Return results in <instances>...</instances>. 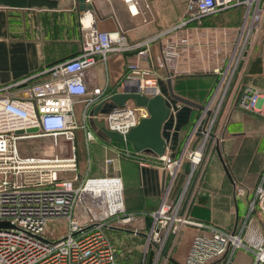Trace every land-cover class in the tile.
Returning <instances> with one entry per match:
<instances>
[{
	"label": "built area",
	"instance_id": "2783aa9c",
	"mask_svg": "<svg viewBox=\"0 0 264 264\" xmlns=\"http://www.w3.org/2000/svg\"><path fill=\"white\" fill-rule=\"evenodd\" d=\"M263 1L186 0L183 14L174 25L133 43L127 42L119 29L96 31L93 26L86 27L76 55L38 73L0 83V222L7 223L0 226V264H130L115 258L105 230L108 227L106 220L112 216H119L122 222L130 221L134 216L125 213L122 204L100 215L99 211L104 206L88 185L95 177L78 180L75 174L73 131L77 125L73 119L74 104H81V116L84 118L86 111L101 100L102 93L99 87L91 91L87 89L86 70L97 60L105 63L108 52L132 51L135 58L127 64V71L137 80L138 90L144 92L150 89L158 93L157 81L162 77L171 79L182 56H189L193 48L190 41L192 30L199 28L202 19L219 11L240 7L243 9L240 26L233 30L219 28L212 31L208 37L212 42H207L210 45L207 53L216 55L222 46L232 42L234 50L227 61V68L222 72L217 65L211 69L221 75L222 80L233 62L227 86L237 63L245 57L244 45L250 42L251 35L257 30ZM143 6L147 8L146 4ZM215 34L219 36L214 37ZM242 34L243 43L233 59ZM153 42H159L160 60L155 65L140 66L138 61L149 58V45ZM43 74L45 78L36 80ZM226 86L217 103L214 100L217 92H214L193 125L190 136H196L197 127H200L199 142L195 148L184 147L178 157L164 153L153 154L148 159L142 158L140 152H135L130 146L117 151L120 157L137 160L139 165L155 166L166 173L167 181L162 188L161 199L156 209L149 213L151 223L144 234L146 243L157 246L154 245L155 249L158 248L156 256L166 243V255H169L181 226L189 225L199 231L192 236L180 264H227L238 248L251 253L250 264H264V240L247 242L242 238V227L226 231L210 222L195 221L185 215L207 147L215 146L219 141L214 125ZM259 98L262 95L258 89L246 86L241 90L237 104L245 111L264 117V101L258 105ZM141 116H146L145 110L126 99L122 105L114 106L102 122L106 129L124 135ZM31 127L37 129L35 133L24 132ZM81 127L84 139H92V134ZM18 130L23 132L15 134ZM42 135L53 137L54 145L61 137L68 145V154L42 157L26 154L17 147L19 140ZM184 160L188 169L181 177ZM104 162L108 164L110 160L105 159ZM66 172L73 176L63 177ZM243 193V187L236 186L233 197H240ZM254 210L261 215L264 229V188L261 185L255 188L254 199L247 205L248 214ZM51 219L66 220L61 235L46 236L45 222Z\"/></svg>",
	"mask_w": 264,
	"mask_h": 264
},
{
	"label": "crops",
	"instance_id": "0c3cea01",
	"mask_svg": "<svg viewBox=\"0 0 264 264\" xmlns=\"http://www.w3.org/2000/svg\"><path fill=\"white\" fill-rule=\"evenodd\" d=\"M53 1L55 5L51 8H11L0 5V83L38 73L76 55L80 49L81 37L85 33L81 23L83 11L90 12L88 15H91L92 26L96 31L119 29L126 41L133 43L174 25L181 18L186 2L132 0L136 7L133 11L138 10V13L133 14L129 9L132 3H127L126 0H117V5L106 0H85L84 3L89 4L91 8L82 11L78 9L76 0ZM261 7L264 12V1ZM88 15L84 18V24ZM242 17L243 9L237 7L203 19L197 29L199 36L190 38L193 48L189 56H182L176 72L169 79L175 95L200 105H206L210 101L216 82L220 80L219 74L213 73L211 69L216 65L225 67L233 49L230 50L232 46L226 44L222 46L218 56L207 53L210 50L207 42H212L208 40V34L219 28L237 29ZM244 48L245 57L236 72L237 76L224 109L214 125V132L219 141L217 145L207 147L198 178L190 193L187 215L204 223L210 222L226 231L242 227V238L250 242L264 240L261 215L257 210L247 213V205L254 199L255 188L258 185L264 188V117L241 109L237 102L241 90L246 86L260 91L262 98L258 99V105L264 101V22L260 29L251 35L250 42ZM134 58L132 51L108 52L105 63L97 60L94 66L86 70L87 89L91 91L92 88L99 87L102 100L121 91L123 85L132 86L134 77L127 71V64ZM159 60V42H153L149 45V58L140 59L138 63L140 66H148L157 64ZM213 60L217 62L213 63ZM43 78L44 74L36 80ZM166 81L163 77L157 81L158 93L163 96L165 105L171 108L161 125L160 135L165 141L164 153L178 157L184 147L191 150L198 144L199 137L190 136V133L201 111L171 99L168 96ZM94 106L86 111L83 118L81 104H74L73 119L77 128L73 131V143L76 142L79 146L84 144L87 152L86 157L83 152L79 153V156L75 152L76 171L79 164H85L81 179H118L120 184L114 179H104L94 180L91 185L107 191L114 201L119 199L120 194L124 212L132 214L133 219L139 221L138 226L144 227L146 232L151 223L150 218L149 224H146V216L156 209L161 199L162 188L167 181L166 173L155 166L139 165L137 160L118 156L117 151L129 146L128 143L109 139L96 125V122L102 121L115 105L104 102L95 119L92 117ZM81 126L92 134V139H84ZM89 143L93 145L94 150L101 151L103 162L105 159L110 160V163L104 164V171L114 177H100L101 172L92 171L87 147ZM140 156L148 159L153 154L142 151ZM186 166L187 161L184 160L180 169L181 177ZM236 186L244 189L240 197H233ZM191 230V237L199 231ZM178 237L179 235L169 253L172 259Z\"/></svg>",
	"mask_w": 264,
	"mask_h": 264
},
{
	"label": "rangeland",
	"instance_id": "374dc122",
	"mask_svg": "<svg viewBox=\"0 0 264 264\" xmlns=\"http://www.w3.org/2000/svg\"><path fill=\"white\" fill-rule=\"evenodd\" d=\"M106 2H109L111 4L116 3L117 5V0H106ZM263 22H264V12L262 9L260 19L258 22V26H257V30L260 29ZM199 33H200L199 31L194 30V34H192V36L197 37L199 36ZM208 35H212V34H210L209 32ZM243 39H244V34H242V37L238 43V47H237L236 53L234 54L233 59H235L237 52L240 51L241 45L243 43ZM228 45L232 46V43L231 44L228 43ZM232 49L233 47H231L230 50ZM213 61H214L213 63L217 62V60H213ZM218 62H219V65H221L220 58H218ZM226 65L225 67L221 65V68L219 70H221L222 72L225 68H227ZM232 67H233V62H231L229 68L226 70L225 75L222 78V80L218 79L216 82V88L214 90V92H217L216 97L214 98V100L216 99L215 100L216 103L219 100L222 91L225 89V86H226L225 84L232 70ZM234 72L235 70L233 71L232 76L229 81H231L234 75ZM229 83L226 86V92L229 87ZM53 142H54L53 137L42 135V136H36L32 138H26V139L19 140L17 142V147L19 148L21 152H24L26 154H37L42 157H49L54 154H57L58 156L63 157L65 156V154H68L69 152L68 145L65 141H63L61 137H58L56 139L57 145H54ZM74 145H75L76 155L79 156V153L81 154V152H83L86 157L87 155L86 146L84 144L83 146L82 145L79 146L78 143L76 142ZM87 147L89 149L88 155L90 158V167L92 168V171L96 170L97 172H101L99 173L101 174L100 177L109 176L108 172L104 171L105 162H103L101 151L98 149L94 150L93 145L90 143L88 144ZM84 167H85V164H83L82 166H80L79 164V166L77 167V171L75 172V174H77L78 180H80L81 177L83 176V172L85 169ZM104 172H107V173H104ZM62 176L72 177L73 174L70 172H66ZM138 222L139 221L136 219H131L130 221L122 222L119 216H112L109 218V220H106V224L108 225V227L106 228L105 232L107 234V237L110 243L112 244V250H113L115 258L118 261L128 262L130 264H140L141 261L143 260V264H147L148 260H146L147 258L145 257L146 255L145 253L147 252L148 249H150L152 251V255H151L149 264H169L170 255L169 256L166 255L168 245L162 246L160 249V253L158 254V256H156L158 248L157 249L155 248L157 246L154 244L156 246L155 247L153 244L151 245L149 242L146 243V237L144 235L145 228L139 227ZM65 226H66V220L64 219L47 220L44 226V229L46 230V236L52 237V235H57V236L61 235L63 232L62 228H64ZM191 229L196 230V228L189 226V225L187 226L182 225L180 228V232L178 234L179 237L177 240V246L175 248V251H174L175 253L173 255V260H175V262L179 264L183 262L185 255L187 253V250H188L191 238H192L191 234L193 231ZM132 231H136V233ZM173 247H174V244L172 245V249ZM250 262H251V254L249 253V251L247 252L242 248H238L233 252L227 264H250Z\"/></svg>",
	"mask_w": 264,
	"mask_h": 264
},
{
	"label": "water",
	"instance_id": "95a60500",
	"mask_svg": "<svg viewBox=\"0 0 264 264\" xmlns=\"http://www.w3.org/2000/svg\"><path fill=\"white\" fill-rule=\"evenodd\" d=\"M77 7L80 11L84 9H90L89 4H85V0H76ZM0 5L11 8H30V7H42L51 8L55 5L53 0H0ZM241 61H239L235 68V74L233 75L229 87L227 89L225 98L222 105L219 108L218 115L215 123L224 109V106L228 100L232 87L234 85L237 73L240 69ZM167 92L168 96L178 103L185 104L187 106L204 110L206 105H200L194 103L190 100L184 99L178 95H175L170 86V80L167 79ZM126 99H130L136 107L143 108L145 110L146 116H141L138 118L137 123L131 127L124 135H121L115 131L106 129L103 122H96L97 127L111 140L118 142L128 143L130 148L135 152H150L154 155H162L165 152V141L160 135V129L162 123L166 120L169 115V107L165 105L164 98L159 93H154L150 89L140 92L137 88V80H133L132 86L123 85L121 91L112 93L107 97L100 100L92 110L93 117L96 118L97 111L102 107L104 102H110L115 106L122 105ZM208 113V110H205ZM200 127H197L195 135L200 137L199 132ZM35 127L27 128L24 130L26 133H35ZM23 131H15V134H21ZM196 174L193 177L192 183L194 181ZM191 188V186H190ZM189 193V191H188ZM6 222H0V226H6Z\"/></svg>",
	"mask_w": 264,
	"mask_h": 264
},
{
	"label": "bare ground",
	"instance_id": "6f19581e",
	"mask_svg": "<svg viewBox=\"0 0 264 264\" xmlns=\"http://www.w3.org/2000/svg\"><path fill=\"white\" fill-rule=\"evenodd\" d=\"M126 1H127V3H129V2L132 3V4L129 5V9L132 11V13L133 14L138 13V10L137 9H136V11H133V8H136L134 6V4H133V1L132 0H126ZM88 13H90V12L89 11H83V12H81V23H82V26L84 28H86V27H92L91 15L90 14L88 15ZM87 15H88V17L85 19V23L86 24H84L83 21H84V18ZM107 177H113V176H107ZM104 179H110V180L111 179H114V180H116V181L119 182V180L116 179V178H102V179L101 178L100 179L94 178V179H91L89 181V184H88V185H90L92 187V189L94 190V192L96 193V195L99 196V201L104 206V209H101L99 211V214L100 215H104L105 213L109 212V210H113L115 208H119L121 206V204H122L121 203V195L120 194H119V199L116 200V201H114V199L111 196V194H109L107 191L101 190V189L96 188V187H93L91 185V182L94 181V180H100L101 181V180H104ZM119 184H120V182H119ZM103 192H106V194H103Z\"/></svg>",
	"mask_w": 264,
	"mask_h": 264
},
{
	"label": "trees",
	"instance_id": "16d2710c",
	"mask_svg": "<svg viewBox=\"0 0 264 264\" xmlns=\"http://www.w3.org/2000/svg\"><path fill=\"white\" fill-rule=\"evenodd\" d=\"M227 10H228V9H227ZM223 11H225V10H223ZM219 12H221V11H219ZM217 13H218V12H217ZM217 13H214V14H211V15H215V14H217ZM211 15H209V16H211ZM203 19H204V18H203ZM203 19H202V21H203ZM202 21H201V24H202ZM187 169H188V165L185 167V171H187ZM188 207H189V205H188ZM188 207H187V209H186V211H185V215H186V217H188L189 219L195 220V221H199V220H197V219H193V218H191L190 216L187 215ZM149 222H150V217H149V216H146V224L148 225ZM201 222H202V221H201ZM166 245H168V244L166 243L164 246H166ZM165 248H166V247H165ZM145 254H146L145 257L147 258L146 260H148V263H147V264H149V261H150L151 255H152V251H151L150 249H148L147 252H146ZM169 264H179V263L175 262V260H173L172 258H170V259H169Z\"/></svg>",
	"mask_w": 264,
	"mask_h": 264
}]
</instances>
